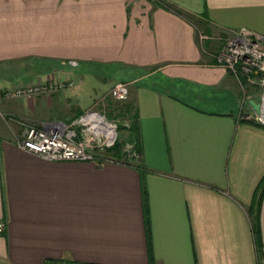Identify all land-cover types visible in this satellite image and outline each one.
Here are the masks:
<instances>
[{"label": "crops", "instance_id": "0c3cea01", "mask_svg": "<svg viewBox=\"0 0 264 264\" xmlns=\"http://www.w3.org/2000/svg\"><path fill=\"white\" fill-rule=\"evenodd\" d=\"M240 29L264 37V0H0V91L88 68L53 97L0 100V264H257L264 127L240 121L237 78L213 57ZM103 71L128 85L138 165L16 147L11 117L67 122L51 110L85 109Z\"/></svg>", "mask_w": 264, "mask_h": 264}, {"label": "built area", "instance_id": "2783aa9c", "mask_svg": "<svg viewBox=\"0 0 264 264\" xmlns=\"http://www.w3.org/2000/svg\"><path fill=\"white\" fill-rule=\"evenodd\" d=\"M224 40V49L213 55L215 61L226 64L236 77L245 74L250 83L264 87V37L250 30L240 29L228 34ZM69 64L76 65V62L70 61ZM73 85L72 80L54 79L51 82L34 80L0 91V100L41 96L47 92L72 88ZM127 97V83L114 82L109 90V98L125 101ZM252 114L253 119L256 118L253 110L249 116L251 117ZM76 124L81 126L79 132L73 129ZM84 129L92 133L96 139L94 143H92L93 138L89 139L85 136ZM116 135V122L107 120L103 113L89 110L74 121H50L38 126L24 124L21 136L16 140V147L48 161L114 163L109 158L94 153V149L112 145L117 138ZM102 138L105 139V143L100 142ZM127 160L132 165H138L139 153L132 144L127 150ZM4 227V222L0 221V232L4 230ZM257 264H264V245L261 247Z\"/></svg>", "mask_w": 264, "mask_h": 264}, {"label": "rangeland", "instance_id": "374dc122", "mask_svg": "<svg viewBox=\"0 0 264 264\" xmlns=\"http://www.w3.org/2000/svg\"><path fill=\"white\" fill-rule=\"evenodd\" d=\"M225 47V40H224V43L222 45V48L221 50H223ZM216 63V62H215ZM217 65L219 66H222L226 69H228L229 71H231L230 68H228L226 66V64L224 63H216ZM73 67H66V70L70 71L73 75V80L74 82H76V84L79 83V80H81V77L82 76H85V78L87 77L88 78V68L86 69V67H82L79 66L77 67V64L76 65H72ZM232 72V71H231ZM83 74H86V75H83ZM234 74V73H233ZM102 76H105L107 79H103V78H98L97 81L99 83V80L102 79L104 82V87L107 88L105 90H103V92L101 93L100 96H97V97H94L90 103H88V106L81 110V109H72V110H68V111H60V113L58 114L59 111H57L56 109H52L51 113L52 114H55L56 117H66V118H69L71 117V119L69 121H74L76 120L80 115H83L85 112L89 111V110H94V111H98L100 113H103L105 114V112H110L109 109L112 107L110 106V103L112 102L110 99H109V90H110V83L112 81V79H114L113 75H111V73H107L106 71H103V74H101ZM236 77V76H235ZM238 77V78H237ZM236 78H237V81H238V85H239V94L240 96L237 97L239 100H238V107H237V111H238V118L240 120H250L252 119L253 120V117L254 115L252 114V116L250 117L249 115L251 114L252 112V108L251 109H248L246 104L248 103L247 102V96H249V98L251 99H255V100H258L259 102H261L262 104V107H263V110H264V87L258 85V84H253V83H250L248 80H247V75H238ZM54 79H51V80H45V81H48V82H51L53 81ZM62 80H65V81H69L71 79H62ZM120 81V80H118ZM116 82V81H115ZM20 84V83H18ZM18 84H16L14 87H16ZM109 86V87H108ZM12 87V88H14ZM74 87V85H73ZM72 87V88H73ZM109 88V89H108ZM70 89V88H69ZM58 91H61V90H56V91H51V92H47V93H44L42 94L41 96H30V97H33V98H42L46 95H48V97H53L54 94ZM14 98H24V97H13L11 99H14ZM4 100H8V99H4ZM108 100L110 101V103L108 102ZM108 102V103H107ZM55 111V112H54ZM236 111V113H237ZM112 113V112H111ZM255 117L254 120L259 122V123H262L264 125V121L262 120V117L261 115H257L255 114ZM12 119V122L18 124V125H24L26 124L25 122H28L24 117H11ZM67 121V122H69ZM27 125H30V124H27ZM79 128L81 129V126L79 124H76L73 129L75 132H79ZM117 139L120 140L122 143H123V149L124 151L127 153V150L129 149V146L131 144V142H129V138H128V131L124 128L120 129V130H117ZM84 133H85V136L87 138H93L92 140V143H94L96 141V139L93 137L92 133L89 132V130H86L84 129ZM101 143H105V139L102 138L100 140ZM65 264V263H63Z\"/></svg>", "mask_w": 264, "mask_h": 264}, {"label": "trees", "instance_id": "16d2710c", "mask_svg": "<svg viewBox=\"0 0 264 264\" xmlns=\"http://www.w3.org/2000/svg\"><path fill=\"white\" fill-rule=\"evenodd\" d=\"M168 8H170L173 11H176L170 4H166ZM178 13V12H177ZM112 102L110 103V101L108 100V102L110 103V106H112L109 111L110 112H105V117L107 120L110 121H114L117 124V130H120L122 128L126 129L128 131V140L129 142H131V144L133 145V148L137 149V129H138V124H137V111H136V107L134 105V103L129 100L126 99L125 101H115L111 98H109ZM255 100V99H254ZM258 101V100H256ZM107 102V103H108ZM248 109H251L250 105L247 103L246 104ZM112 112V113H111ZM241 122H247L251 125L254 126H261L264 127V125L262 123H259L257 121H255L254 119H250V120H240ZM118 132V131H117ZM118 138V137H117ZM116 138V140L114 141V143L110 146H103L101 149L99 148H95L94 149V153L96 154H100L102 157L104 158H109L110 160L117 162V163H122V164H127V165H132L128 160H127V153L124 151L123 149V143L118 140ZM139 168V170L141 171V173L143 174L144 170L142 169V167H137ZM259 188L262 190L264 188V177L262 179V182L259 185ZM142 191L144 193V186L142 185ZM260 194L261 191L258 193H256L255 197H254V201H253V206L250 207V211H249V216L251 218L252 221V230L254 235H256L258 233V204H259V200H260ZM144 205H146L144 203ZM144 208V212L146 214V221H147V207H143ZM148 224V222H147ZM147 236L149 238V235L147 233ZM257 242V241H256ZM257 248H256V257H257V261H258V257H259V253L261 250V247L263 245H259L258 243L256 244ZM83 264V263H79L77 261H71V260H44L43 264ZM149 264H153V259L150 255L149 258Z\"/></svg>", "mask_w": 264, "mask_h": 264}, {"label": "water", "instance_id": "95a60500", "mask_svg": "<svg viewBox=\"0 0 264 264\" xmlns=\"http://www.w3.org/2000/svg\"><path fill=\"white\" fill-rule=\"evenodd\" d=\"M248 104L250 105L252 110L255 112V114H257V115L262 114L263 107H262L260 102L255 101L254 99H249Z\"/></svg>", "mask_w": 264, "mask_h": 264}, {"label": "bare ground", "instance_id": "6f19581e", "mask_svg": "<svg viewBox=\"0 0 264 264\" xmlns=\"http://www.w3.org/2000/svg\"><path fill=\"white\" fill-rule=\"evenodd\" d=\"M261 117H262V120L264 121V110H262Z\"/></svg>", "mask_w": 264, "mask_h": 264}]
</instances>
